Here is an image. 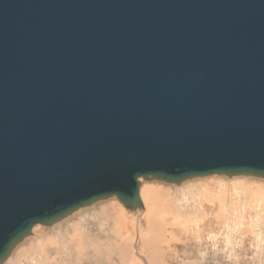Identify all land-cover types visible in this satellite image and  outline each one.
Here are the masks:
<instances>
[{
    "label": "water",
    "instance_id": "95a60500",
    "mask_svg": "<svg viewBox=\"0 0 264 264\" xmlns=\"http://www.w3.org/2000/svg\"><path fill=\"white\" fill-rule=\"evenodd\" d=\"M237 174L264 176V0H0V261L139 179Z\"/></svg>",
    "mask_w": 264,
    "mask_h": 264
},
{
    "label": "rangeland",
    "instance_id": "374dc122",
    "mask_svg": "<svg viewBox=\"0 0 264 264\" xmlns=\"http://www.w3.org/2000/svg\"><path fill=\"white\" fill-rule=\"evenodd\" d=\"M154 179H139L141 194L145 195H141L142 199L139 195L143 203L146 199L144 187L151 190V184L147 182ZM165 182L161 185L166 186L168 194L163 193L160 198L157 195L162 206L158 211V215L160 211L161 214L155 219L159 223V229L155 231H158L160 240L147 248L153 252L151 258L142 253L143 239H147L149 234L145 218L148 210L146 203L142 208L141 205L136 206L137 203L123 205L116 197H108L74 210L73 216L78 214L72 220L61 223L66 216L64 215L48 224L35 225L29 235H26L28 239L23 245L14 250V246L9 248L0 264H148L149 260L153 261L149 264H157L158 251L161 256V261H158L161 264H264V176L213 175L185 179L178 183ZM108 200L116 202L113 209L118 208L116 212L125 219L117 214V217L109 214V209L100 208L101 205L109 204ZM119 206L128 211L124 213ZM132 208L138 209L137 214L133 213ZM77 222V229H73L71 225H76ZM86 232L87 236L83 234ZM115 233H118V238ZM69 234L73 236L72 242ZM78 235L82 236L74 238ZM115 243L121 249L133 251V256L129 259L127 257V263L124 262L125 257L119 254L120 250ZM36 249L39 250L36 252ZM129 253L131 254L130 251ZM90 259L92 260L89 261Z\"/></svg>",
    "mask_w": 264,
    "mask_h": 264
},
{
    "label": "bare ground",
    "instance_id": "6f19581e",
    "mask_svg": "<svg viewBox=\"0 0 264 264\" xmlns=\"http://www.w3.org/2000/svg\"><path fill=\"white\" fill-rule=\"evenodd\" d=\"M162 182H165V181H162V180H159V179H154L153 181H150V182H147V183H149V185H150V188H151V190H149V188L148 187H144V186H142V187H144V189H146V190H143L144 191V194H146V199H144L145 200V203H146V206H147V208H148V210L146 211L147 213H146V215H145V218H146V226H147V234H148V236H147V239H143V242H142V253L143 254H145V256H147V257H149V258H151V255L153 254V252L152 251H149V249H147L148 247L149 248H151L150 247V245H152V244H154L156 241H158V240H160V238L158 237V231L156 232L155 231V229H159V223H158V221L157 220H155L156 218H157V216H159L160 214H161V211L159 212L160 214L158 215V211H159V209H160V206H162V205H160V203H159V198L161 197V195L163 194V193H166V194H168V191L167 190H165L166 189V186H164V185H161V183ZM165 183H168V182H165ZM144 185H146V186H148L145 182H144ZM141 191H142V189H141V187L139 186V195L141 196L142 194H141ZM159 194V198L157 197V195ZM143 197H145V195H142ZM142 196H141V199H142ZM153 198H155V200L153 199ZM157 198V199H156ZM172 200V199H171ZM141 202H142V200H141ZM106 203V202H105ZM108 203L109 204H104V205H101L102 207H100L101 209H109L110 211H107V212H109V214H113V215H118L120 218L121 217H124V216H122V214H120V213H118V212H116V210L118 209H113V208H115V203L113 202V201H109L108 200ZM122 203V202H121ZM145 203H143L142 202V204H141V206H142V208H143V206H144V204ZM124 205V204H123ZM134 206V205H133ZM136 206H138V205H136ZM145 206V207H146ZM117 207V206H116ZM120 207V209L122 208L123 209V211H124V213L126 212V211H128V210H126L124 207H122V206H119ZM127 207V206H126ZM129 207V206H128ZM139 207V206H138ZM129 208H131V207H129ZM154 208V209H153ZM141 209V208H140ZM162 209V208H161ZM137 210L138 209H136V208H132V211H133V213H135V214H137L136 212H137ZM122 211V210H121ZM120 211V212H121ZM122 211V212H123ZM103 212V211H102ZM105 212V211H104ZM142 212V211H141ZM140 212V213H141ZM71 213V214H70ZM69 213V215L68 214H66V216L64 217V218H62V220H61V223H62V221L63 222H66V221H68L69 219L70 220H72L78 213H76V215L75 216H73L74 214H75V212H70ZM100 213H101V211H100ZM99 213V214H100ZM84 214V213H83ZM102 214V213H101ZM100 214V215H101ZM105 215H106V213H105ZM113 215H111V216H113ZM117 215H116V217H117ZM73 216V217H72ZM82 216V215H81ZM85 216V215H84ZM83 216V217H84ZM102 216V215H101ZM138 216V215H137ZM77 217V216H76ZM100 217V216H99ZM103 217V216H102ZM110 217V216H109ZM144 217V216H143ZM101 218V217H100ZM82 219V218H81ZM86 219V218H85ZM105 218L103 217V220H104ZM111 219V218H110ZM118 219V218H117ZM124 219H125V217H124ZM58 220V219H57ZM65 220V221H64ZM95 220V219H94ZM142 220V219H141ZM86 221V220H85ZM84 221V222H85ZM117 221V220H116ZM120 221V220H119ZM144 221V220H143ZM57 222V221H56ZM55 222V223H56ZM122 222V221H121ZM120 222V223H121ZM145 222V221H144ZM70 222H68V224H69ZM94 223V222H93ZM77 224H78V222L76 223V225L75 224H72L71 225V227L73 228V229H75L76 228V226H77ZM62 225H64V224H62ZM61 225V226H62ZM97 225V224H96ZM99 225H101V224H99ZM57 226V225H56ZM82 226V225H81ZM84 227H85V223H84V225H83ZM116 226H118V227H120L119 225H116ZM145 226V227H146ZM64 227H65V225H64ZM100 227V226H99ZM154 227H157V228H154ZM86 228H87V225H86ZM152 228H154V229H152ZM59 229H61V228H59ZM72 229V230H73ZM77 229V228H76ZM84 229V228H83ZM118 229H120V228H118ZM150 229H152V230H150ZM63 230V229H62ZM66 230H67V228H66ZM65 230V231H66ZM82 230V229H81ZM117 230V229H116ZM121 230V229H120ZM123 230V229H122ZM61 231V230H60ZM84 231V230H83ZM67 232V231H66ZM65 232V233H66ZM73 232V231H72ZM85 232V231H84ZM89 232V231H88ZM100 232V231H99ZM114 232V231H113ZM117 232H118V230H117ZM123 232V231H122ZM54 233H56V232H54ZM63 233H64V230H63ZM67 233H69V232H67ZM66 233V234H67ZM80 233H82V232H80ZM101 233V232H100ZM58 234V233H57ZM60 234H62V231H61V233ZM83 234H86V236H87V232L86 233H83ZM118 234V233H117ZM117 234L115 233V236L117 237ZM122 234V233H121ZM73 235V234H72ZM89 235V234H88ZM97 235V234H96ZM50 236H51V234H50ZM58 236V235H57ZM65 236V235H64ZM69 236H70V234H69ZM82 235H78L77 237L75 236L74 238H80ZM85 236V235H84ZM113 236H114V233H113ZM27 236H24L20 241H16L15 243V245H12L11 247H13L14 246V248H13V250L14 249H16L19 245H21L25 240H27L28 238H26ZM30 237V236H29ZM71 237V236H70ZM73 237V236H72ZM71 237V238H72ZM47 238H49V237H47ZM66 238V237H65ZM118 238V237H117ZM51 239V238H50ZM55 239V238H54ZM62 239V238H61ZM83 239V238H82ZM122 239H124V238H122ZM85 240V239H84ZM87 240V239H86ZM115 240H119V239H115ZM47 241H48V243H49V239H47ZM52 241V240H51ZM60 241V240H59ZM63 241V240H62ZM67 241H68V238H67ZM67 241L65 242V243H67ZM73 241V238H72V240H71V242ZM75 241H76V239H75ZM74 241V242H75ZM123 241V240H122ZM46 242V241H45ZM68 242H70V241H68ZM73 242V243H74ZM141 242V241H140ZM47 243V242H46ZM72 243V244H73ZM77 243H78V241H77ZM83 243H86V242H83ZM121 243V242H120ZM124 243V242H123ZM39 244V243H38ZM50 244V243H49ZM82 244V243H81ZM23 245V244H22ZM115 245L118 247V249L120 250V255H123L124 257H125V260H124V262H126L127 263V261H128V259L129 258H131L132 256H133V251L132 250H128L127 248L126 249H124L123 247V249H121L120 247H119V245L118 244H116L115 243ZM47 246V245H46ZM73 246V245H72ZM82 246V245H81ZM10 247V248H11ZM24 247V246H23ZM74 248V247H73ZM72 248V249H73ZM81 248H83V247H81ZM84 248H85V246H84ZM26 249V248H25ZM76 249V248H75ZM129 249H131V248H129ZM39 249H36V252L38 251ZM151 250V249H150ZM22 251V250H21ZM129 251L131 252V254L129 253ZM64 252V251H63ZM161 252V251H160ZM69 253V252H68ZM71 253V252H70ZM75 253V252H74ZM141 253V254H142ZM65 254H67V253H65ZM79 255V253H76V255ZM155 254V253H154ZM162 254V253H161ZM150 255V256H149ZM57 256V255H56ZM84 256V255H83ZM123 256H121V258L123 257ZM82 257V256H81ZM127 257H128V259H127ZM160 253H159V251H158V253H157V255H156V262H157V264H161L158 260H160L161 261V259H160ZM121 258H119V259H121ZM77 259H79V258H77ZM82 259V258H81ZM113 259V258H112ZM66 260V259H65ZM68 260V259H67ZM84 260V259H83ZM92 259H90L89 261H91ZM109 260V259H108ZM81 262H82V260H80ZM113 261V260H112ZM148 261V260H147ZM57 262V261H56ZM74 262V261H73ZM76 262V261H75ZM153 261H151V260H149V262H148V264L149 263H152ZM163 262V261H162ZM80 263V262H79ZM78 263V264H79ZM97 263H99V262H97ZM109 263V262H108ZM61 264V263H60ZM91 264V263H90ZM96 264V263H95ZM101 264V263H100ZM113 264V263H112ZM164 264V263H163Z\"/></svg>",
    "mask_w": 264,
    "mask_h": 264
}]
</instances>
